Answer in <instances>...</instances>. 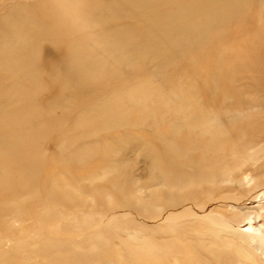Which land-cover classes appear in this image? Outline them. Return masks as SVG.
I'll use <instances>...</instances> for the list:
<instances>
[{
    "label": "rangeland",
    "instance_id": "obj_1",
    "mask_svg": "<svg viewBox=\"0 0 264 264\" xmlns=\"http://www.w3.org/2000/svg\"><path fill=\"white\" fill-rule=\"evenodd\" d=\"M257 187L264 0H0V264H264Z\"/></svg>",
    "mask_w": 264,
    "mask_h": 264
},
{
    "label": "bare ground",
    "instance_id": "obj_2",
    "mask_svg": "<svg viewBox=\"0 0 264 264\" xmlns=\"http://www.w3.org/2000/svg\"><path fill=\"white\" fill-rule=\"evenodd\" d=\"M158 173H159V171H158ZM231 182L233 183L234 180H232ZM249 182L251 183L252 181H249ZM249 182H248V184H249ZM234 184H236L238 186V188H243V187L244 188H251V186L249 187L250 184L248 185L246 182V179H244V178H242L241 180H239L237 182H234ZM236 185H234V186H236ZM259 189H262V188L257 187V188L251 189L250 192L245 196L244 195L243 196L242 195H240V196L232 195V196H228V197L226 196L227 197L226 200H228L230 202H236L237 204L240 203L241 206L238 207L239 205H237V207L239 208L238 212H240V215H242V216L237 215V214H233L230 219H227L226 216L219 215V214L215 213L214 212L215 207L213 205H209L210 207L208 206L209 208L207 207L205 209H203V208L197 209L196 208L195 213L198 214L200 218H201V216H200L201 214H202V217H206V220L209 223H211V225H214L213 226L214 228L212 229L213 231H217L219 233L227 234L231 237L232 236L237 237L248 247L255 245L254 247H255L256 251L260 252L261 256L264 257V231H263V229H261L259 232L260 237H258L256 235L246 234L244 231L240 230V225H241L240 223H242V221L248 219V217H250V214L252 215V212H253L252 210L259 209L256 211H260L261 209H264V205L261 207H251V206H247L245 204L246 201H248L249 199L253 200V198H255L258 195ZM236 203H234V204H236ZM225 204H227V203H225ZM212 206L214 207V209L212 208ZM190 207H193V206L191 205ZM190 207L188 206L186 208H182L180 211H177V212L174 211V212L169 213L168 219L172 220L173 218L185 216L186 213H188V211L190 210L189 209ZM232 207L236 208L235 205H232ZM232 207H230V210L232 209ZM204 220H205V218H204Z\"/></svg>",
    "mask_w": 264,
    "mask_h": 264
}]
</instances>
